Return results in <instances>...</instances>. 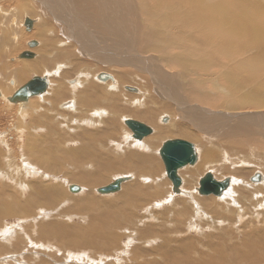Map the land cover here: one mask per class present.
<instances>
[{
	"label": "rangeland",
	"instance_id": "obj_1",
	"mask_svg": "<svg viewBox=\"0 0 264 264\" xmlns=\"http://www.w3.org/2000/svg\"><path fill=\"white\" fill-rule=\"evenodd\" d=\"M95 1L0 0V83L7 87V91H11L12 88L15 89L23 85L33 75L44 76L45 74H52L51 76L47 75L52 83L50 88L56 87L58 84L61 85L63 82L67 86V89L63 88L64 90H60L57 93L58 97L55 96L53 98L54 101L51 100L52 97L48 96L49 99L46 98V101L43 102L44 95L38 96L31 98L28 102L30 104L33 101L35 102L31 104L32 106L27 107L29 103H24L20 106L8 103L3 97L9 96L11 93L5 92L0 85V92L3 95L0 98V264H206L208 263L206 262L207 258H216L217 255L214 251L217 249L223 255L225 252L228 253L230 249L237 251L247 247L248 241H245L246 239L264 243L262 238L264 236V226L261 224L256 228L258 231L251 235L248 231L244 234L245 229L242 228V221L241 223L237 222V225H233V214L228 215L227 226H215V224L208 222V217L212 216V214L206 211L207 209L203 206L204 201L200 200H219L221 198H216L212 195L203 198L198 195L197 191L194 192L198 188V180L208 172L212 173L217 180L231 177L237 182H247L256 173L260 175L262 173L264 176L262 165H259L260 168H256V163L254 162L259 156V158H264V138L257 133L256 128L246 127L247 130L244 128L245 123L240 121L239 118L222 117L224 126L216 127V131L212 130L208 122L204 121L208 119L206 117L210 116L209 114L213 115L217 112L246 114L248 111H255V113H252L253 115L264 114V105L262 108H247L241 107L240 102V98L246 101L256 100L257 98L255 97L264 100V85L262 87L264 69L261 68V72L252 77L249 74L246 75V70L242 69L241 64L238 63V61L243 59L255 57L256 51H250L246 56L236 59H224L221 54L212 51L215 50V46L211 48L202 46L199 48L200 51H204V53L207 51L209 55H214V59L210 60L207 57L201 59L199 56L198 58L183 57L181 61L186 63V67H184L186 71L180 81H183L182 87L184 88L185 96L177 99V97L170 98L165 95L166 98L161 99L156 94L160 93V91L155 89V85H153L155 81L152 78L150 79V75L146 73V63L142 60L139 61V57H137L139 55L136 54L139 52L143 54L144 51H147L144 53L146 58L150 56H148V53L155 54L148 49H140L143 42H148L146 37L152 38L149 42L156 41V35L159 36L160 32H165L163 31L165 26L166 30H168L167 26L179 23L180 18L186 12H189L191 7H185L183 4L184 0L180 4L173 3L174 9L171 5L170 8L171 10L173 9L174 13L170 14L172 12L170 9L167 12L165 8L161 11H156L155 0ZM99 1H102V4L106 3V7L111 6L108 7V10L105 6L102 7L105 10L100 9L97 6ZM225 1L223 2L226 3ZM227 1V9L237 14H243L248 7L252 9V6L254 8L260 7L264 12V0ZM247 4L249 6L246 9ZM68 6L69 12L67 11ZM162 6L163 3H160V7ZM25 11H30L32 14L29 13L27 15ZM60 12H63V14ZM58 14H61V16ZM67 15L73 18L70 22H73L71 23L73 24L72 28L79 35L76 37L80 38L82 33L80 31L83 30L84 36L88 37L82 36V40H91V47H96L95 49L85 50L79 44L82 40L76 39V41L75 38L67 35L66 29H68V26H64V19L69 21L65 17ZM172 15L175 16V19L169 23L167 17H172ZM25 17L30 19L32 17L36 21L35 29L32 28L31 32H26L22 27ZM260 21H264V15H261ZM110 23L116 26L110 25L108 27L107 25ZM122 24L128 26L129 31L126 28L124 30L123 27L119 28ZM19 25L21 26L19 27ZM172 29L169 30L171 31L170 33L176 32L177 35H183L184 37L182 38L189 39L190 42L192 38L197 41L200 40L201 31L180 30L178 27H172ZM182 31H184V34L181 33ZM11 32L14 33V36L11 35ZM90 33L92 34L90 35ZM152 33L153 35H148ZM126 37L130 39L133 37L134 39H131L133 44H127L125 45L126 47L120 46L115 49L117 51L116 54H118L117 57H120L119 59L114 57L117 61L111 62L113 57L108 60L110 55L106 51L110 52L113 50L109 48L110 43L114 41L122 42ZM166 38L170 39V36L166 35ZM31 40L40 43L37 50L32 49L38 56L49 52L47 56L51 58L53 57L51 54L55 50V53L59 51L68 52V56H62L59 60L56 57L53 64L43 63V65L47 66L43 67L42 71L37 72L35 70L37 68H34L35 72H31V75L24 80L17 78V76H9L10 70L15 66L20 67L26 62L31 63V60L16 59L22 51L28 50L27 42ZM126 42H128L127 39ZM173 44H175L174 40ZM103 45H108V47ZM176 51H178V48L172 50L171 54L174 55ZM246 51L248 50L242 53L244 54ZM159 54L156 52L157 56H163ZM166 56L168 57L170 54ZM13 58L16 59L14 62L10 60ZM170 60L168 61L170 62ZM188 64H190L189 67L187 66ZM58 67L61 70L59 72L62 79H56L54 75ZM149 70L152 72V68ZM166 71L168 74L176 75L179 70L178 68H170L166 69ZM99 73H107L113 76L117 87L114 92H111L114 88L113 83L110 81L101 82L96 78ZM77 77L79 79L83 78L80 79L83 81L82 87H76V90L73 89L75 91L71 92L72 87L68 85L67 81L74 78L77 79ZM120 78L123 80H120ZM109 85L110 87H107ZM86 86L91 88L85 92L86 100L94 95L100 98V101H97L95 106L89 107V109L87 105H82L83 108H78L80 115H78L79 113L75 114V111L69 109V107H63L66 103L70 102L71 104V101L76 104L77 95L79 96L82 89H84L83 87ZM125 86L133 87L146 93L143 94L144 97H141V95L135 94L134 91L133 93L125 90L123 88ZM195 87H201L204 90V98L209 99L207 100L209 101V103L207 102L208 104L198 100L191 101L194 95H199L191 91ZM221 89L223 92H229V97H223L225 95L221 92ZM105 91L109 92L107 96L113 98L115 103L112 104L113 108H103L106 110L105 113L107 115L103 118L104 121L102 120L101 125L91 127L88 124L83 125L75 121L76 118L95 117L93 114L94 108H97L98 105L102 107L107 100L102 96ZM190 92L194 93V95ZM232 94H234L233 97ZM109 97L108 99H110ZM135 97L137 99H134ZM183 99L188 100V102H184ZM260 99L256 101L261 102ZM137 101H140V104L135 106L141 111H144L141 108L142 106L151 108L154 111L162 109L157 110L160 113L157 112L155 114L154 122H151V124L148 122L151 118L149 116L147 118V114L133 115L137 114L132 112L136 109L133 104H136ZM228 102L233 103L232 106H227ZM52 104L54 105L52 106ZM180 104L182 108L183 105L192 104L205 110L207 109V112L203 111V109L198 110L199 113L205 112L200 119L201 121L204 118L203 121L195 123L194 117H190V112L193 110L192 107L188 106L181 109L178 107ZM58 105H61L60 109ZM22 109L25 111L23 114H21ZM111 110L117 112L118 118L111 119L112 117L109 114ZM211 110L213 112H210ZM88 112L91 114H87ZM120 115L121 118L134 119L137 117L134 120L143 122L152 130L154 129V134L158 128H161L162 134L158 138L161 140L157 142L158 144L155 147H151L153 149L152 154L149 152L143 154L141 149L139 151L132 150L129 156L124 158L126 152L128 154L129 151H126L125 147L120 148L122 152L114 151V147L111 144L114 141L118 144L120 142L126 143L128 138L125 135L130 133V130L120 121ZM186 115L190 116L185 117ZM163 116L169 117L170 120L168 119L167 124H170L165 126V123H161V117ZM245 120L247 123L259 122L252 118ZM210 121L214 122L212 118ZM260 121H263L262 123L264 124L263 119H260ZM215 122L217 124V121ZM72 123L78 125H72ZM171 130H173V133ZM231 130L239 132L235 135ZM84 134L90 136L88 140L83 139L85 137ZM171 139H183L192 143L196 147L198 154V160L194 166L179 171L182 179V193L179 195L172 193L171 183L165 176L164 167L157 153L161 144ZM89 141L96 147L95 150L94 147H90L92 149L91 152L98 157L96 160L94 159L95 157H91L89 163L83 159L84 157L81 154H79L80 157H78L79 155L71 156L72 151L76 152L80 148H86L83 146L86 144V146H89V143H87ZM232 141L245 143L246 146L242 144L244 148L236 152L233 147L229 146ZM98 143L100 146H98ZM234 144L236 145V143ZM156 149H158L157 152ZM207 153L210 154L213 161L210 163L218 166V164L225 162L223 165L229 166L230 170L226 171L224 169V172L221 173L220 171H213L212 168L209 171V165H207L206 168H202L200 172L195 174L196 176L193 175V178L195 177L193 182L191 173L198 170V166L203 163L204 155ZM132 154L142 158V161L139 162L140 164H143L145 160L157 163L156 174L154 176H150V174L139 175L141 174L140 170H137L138 172L134 170L128 171L127 165L122 163L118 165L119 160L126 163L132 160ZM41 161H43L45 166ZM45 162L49 166H46ZM135 165L138 166L137 163ZM218 172L220 173L218 174ZM128 174L134 177L122 183L120 190L113 194L112 197L110 195H99L96 192V189L111 183L116 177ZM90 180L94 183L97 182L96 185L92 184L90 186V183H88ZM86 181L88 182L85 183ZM186 181H191L190 187L185 185ZM133 184L140 186L146 192L143 195L151 196L149 201L152 200L150 202L147 201L148 203L143 202L140 195L135 194L136 199H132L135 200L136 207H133L134 209L130 211L129 208L122 205L124 204L123 196L125 198L127 196L122 192H124L126 187L128 188ZM67 185H76L84 190L79 194H72L69 192ZM49 187L57 189L61 194L54 196V199L52 197L36 196L35 193L37 191H47L50 189ZM168 191L170 193H167ZM156 192L159 195L152 198V196L157 195ZM188 193L194 194V198H196L195 204L189 202ZM51 199L52 201L49 202ZM90 199L93 201H89ZM103 203L108 204V207H104ZM146 203L148 207L145 205ZM182 203H185L187 208L185 218H189L187 216H191V211H196L195 208L198 205L199 207L201 206L202 211L208 212L209 216L204 217L201 215L202 219L199 218L200 220L196 221L198 226L188 228L184 218H177ZM30 205L32 208L27 213H23L22 211ZM5 207L17 209L14 210L15 215H13V211L10 213L5 212ZM145 207L148 208L147 211ZM126 212L127 216H123ZM119 213L121 216H119ZM246 219L247 217L244 220ZM102 220L104 223L112 222L113 224H115L114 220L119 221L114 226L116 229L112 227L109 228L110 230L106 229L108 230L106 233L105 230L102 231L106 237L100 233L98 238L89 235L87 232L89 226L96 227ZM61 227L67 229L69 236L60 233ZM82 230L85 231L84 234L87 236L85 238L92 237L94 245L88 247L80 246L81 248L75 246L79 242L77 241L79 236L78 234L76 235V231L82 232ZM5 233L9 234L6 235L7 238L3 239L2 237L5 236ZM92 246L94 247L92 248ZM227 258H221L218 262L221 263L222 261L223 264H227L231 260L230 263L244 264L243 262L241 263L243 258H240V256L237 258L234 255H229Z\"/></svg>",
	"mask_w": 264,
	"mask_h": 264
},
{
	"label": "bare ground",
	"instance_id": "obj_2",
	"mask_svg": "<svg viewBox=\"0 0 264 264\" xmlns=\"http://www.w3.org/2000/svg\"><path fill=\"white\" fill-rule=\"evenodd\" d=\"M96 1H98V0H96ZM95 1V2H96ZM181 1H183V0H155V5L154 6H156V11H158V10H162V9H166V12L168 11V9H170V11H172V12H170V14L171 13H174L173 12V7H174V5H172L173 3H178V4H180V3H182ZM223 1H225V0H184V5H185V7H188V6H190L191 8H189V12H186V14L184 15V16H182L181 18H180V21H179V23H176L175 25H174V23L172 24V25H170V26H167L169 29L168 30H166V26L164 27V29H163V31H165V32H160L159 33V36L158 35H156V37H157V39H156V41H153V42H149V41H151L152 40V38L151 37H146V39H148V40H146V41H148V42H143V44H142V48H140L141 50H145V49H148L149 51H151L152 53H155V54H150V53H148V58H146V56H144V55H146V54H144V53H146L147 51H144V53L143 54H141L140 52L138 53V54H136V52L135 51H133V52H135V54L136 55H139V56H137V57H139V61H144L145 63H146V73L148 74V75H150V79L152 78V80L153 81H155V82H153V83H155V84H153V85H155L154 87H155V89L156 90H159L160 91V93L158 92V93H156L158 96H159V98H161V99H165L166 98V96H169L170 98H173V97H177V99H181V96L182 97H184L185 95H184V88L182 87V84H183V81H180V79H181V77L183 76V74H184V72L186 71V69H184V67H186V63L185 62H183V61H181V59L183 58V57H197L198 58V56L202 59H205L204 57H207L208 59H214V55H209L208 53H207V51H205L206 53H204V51H200V49L199 48H201L202 46H204V47H212V46H215V50H212V51H215L216 53H219V54H221L222 56V58L224 57V59H236V58H238V57H243V56H246L248 53H250V51L252 52V51H256L255 53H256V55H255V57H250V58H248V59H243L242 61H238V63H240L241 64V68L242 69H245L246 70V75H251L252 77L255 75V74H257L258 72H261V68L262 69H264L263 67H264V21H260L261 20V15H264V12H263V9L262 8H258V7H253L252 6V9H249V5L247 4V6H246V9H247V7H248V9L247 10H245L244 11V13L243 14H237V13H235V12H233V11H230V10H228L227 9V0L225 1L226 3H224ZM34 2V1H33ZM36 2V1H35ZM107 2V1H106ZM130 2V1H129ZM44 3V2H43ZM88 3V2H87ZM110 3V2H109ZM160 3H163V6L162 7H160ZM249 3V2H248ZM46 4V3H45ZM44 4V5H45ZM62 5V4H61ZM170 5H171V7L173 8L172 10H171V8H170ZM96 6V5H95ZM97 6H98V8H100V9H103L102 7L103 6H105V8L108 10V7H110V6H108V7H106L107 5H106V3L105 4H102V1H99V4L97 3ZM151 6V5H150ZM251 6V5H250ZM45 7V6H44ZM92 7V6H91ZM47 8V7H46ZM49 8V7H48ZM182 9V8H181ZM48 10V9H47ZM61 10V9H60ZM103 10H105V9H103ZM177 10V9H176ZM52 11V10H51ZM55 11H56V9H55ZM67 11L69 12V6H68V9H67ZM179 11V10H178ZM53 12V11H52ZM58 12H59V10H58ZM25 13H27V15L29 14V13H31L30 11H25ZM60 13H62L63 14V12H60ZM90 13V12H89ZM111 13V12H110ZM122 13V12H121ZM157 13V12H156ZM32 14V13H31ZM52 14V13H51ZM103 14V13H102ZM178 14V13H177ZM180 14V13H179ZM26 15V16H27ZM54 15H55V13H54ZM59 15V14H58ZM65 15V14H64ZM59 16H61V14L59 15ZM111 16V15H110ZM158 16V15H157ZM55 17V16H54ZM69 21H67L66 19H64L65 20V22H64V26H68L67 28L69 29V32H68V29H66V33H67V35H70V37H73V38H75V40L77 39V40H79V41H81L82 40V36L83 37H88V36H84V32H83V30L82 31H80V32H82L80 35H81V37L79 38V37H76V36H79L78 34H77V31H75V29H73L72 28V25L73 24H71V23H73V22H70V20H73V18H71V16H65ZM127 17V16H126ZM152 17H154V16H152ZM71 18V19H70ZM125 18V17H124ZM123 18V19H124ZM166 18V17H165ZM168 18V21H169V23L170 22H172L173 21V19H175V16L174 15H172V17H167ZM31 19H32V21H33V28L35 27V23H36V21L35 20H33V18L31 17ZM176 19H179V18H176ZM107 20V19H106ZM109 21V20H108ZM125 21V20H124ZM164 21H165V19H164ZM77 22V21H76ZM175 22V21H174ZM14 23V22H13ZM13 23H12V25H13ZM87 23V22H86ZM125 24V23H124ZM124 24H122V25H120V27L119 28H121V27H123V29L125 30V28H126V30L127 31H129V27L128 26H125ZM168 24V23H167ZM110 25H113V24H109V25H107L108 27H110ZM21 25H19V27H20ZM77 26H78V24H77ZM113 26H116V25H113ZM22 27H23V22H22ZM75 27H76V25H75ZM128 27V28H127ZM172 27H178L180 30L181 29H185V30H189V29H191V30H193V31H201V33H200V40L199 41H197V40H194L193 38H192V40H191V38H190V40H191V42L189 41V39H184V38H182V37H184L183 35H177L176 34V32L175 33H170L171 31H169V30H171L172 29ZM62 28H64V27H62ZM82 28V27H81ZM80 28V29H81ZM161 28H163V27H161ZM35 29V28H34ZM176 29V28H175ZM113 30V29H112ZM172 30H174V29H172ZM10 31V30H9ZM9 31H7V32H9ZM11 31H12V29H11ZM190 31V30H189ZM110 32V31H109ZM134 32V31H133ZM184 31H182L181 33H183ZM12 33V32H11ZM89 33V32H88ZM157 33V32H156ZM14 33H12L11 35L12 36H14L13 35ZM92 33H90V35H91ZM174 34V35H173ZM184 34V33H183ZM189 34V33H188ZM207 34V35H206ZM98 35V34H97ZM148 35H153V33L152 34H148ZM166 35H168V36H170V39H167L166 38ZM92 36H94V35H92ZM192 36H193V34H192ZM199 36V35H198ZM60 38V37H59ZM13 39V38H12ZM11 39V40H12ZM126 39L128 40V42H126ZM131 39H134L133 37H131ZM130 38H128V37H126L122 42H119V41H114V42H112V43H110V46H109V48H112L113 50H111L110 52H108V51H106L107 53H109V55H110V57L108 58V60H111V57H113V59H112V61L111 62H113V61H117L115 58H117V59H119L120 57H117L118 56V54H116V52L117 51H115V49H117L118 47H120V46H122V47H126L125 45H129V44H133V40H131ZM196 39V38H195ZM9 40V39H8ZM76 40V41H77ZM87 40V39H86ZM155 40V39H154ZM173 40L175 41V44H173ZM216 40H218L219 41V43H218V41H216ZM60 41V40H59ZM135 41H136V39H135ZM28 42H30V41H28ZM27 42V43H28ZM56 42V41H55ZM195 42V43H194ZM68 43V42H67ZM79 43V42H78ZM92 41L91 40H89V41H84V39L82 40V42L81 43H79L80 44V47L81 48H83V49H85V50H90V49H95L96 47H91L92 46ZM94 43V42H93ZM124 43V44H123ZM54 44V43H53ZM112 44V45H111ZM8 45V44H7ZM48 45V44H47ZM40 46V43H38V46L36 47V48H34L33 50H37V48ZM79 46V45H78ZM103 46H107L108 47V45H103ZM102 46V47H103ZM185 46V47H184ZM45 47H47V46H45ZM132 47V46H131ZM139 47V46H138ZM174 47V48H173ZM48 48V47H47ZM46 48V49H47ZM129 48V47H128ZM133 48V47H132ZM176 48H178V51H176V53H174V55L173 54H171L172 53V50H174V49H176ZM51 49H53L52 47H51ZM51 49H49V50H51ZM124 49V48H123ZM130 49V48H129ZM250 49H252V50H250ZM12 50V49H11ZM32 50V49H31ZM32 50V51H33ZM55 50V49H54ZM53 50V51H54ZM103 50V49H102ZM134 50V49H133ZM140 50V51H141ZM245 50H248V51H246V52H244V54L242 53L243 51H245ZM44 51H46V50H44ZM56 51V50H55ZM55 51L51 54L53 57H51V58H49L48 56H47V53L49 54V52H45V53H43L42 55H40V56H38L34 51V53L36 54V57L34 58V59H32L30 62L31 63H29V62H23V63H25V64H22L21 66H22V68H21V66L19 67V66H15L13 69H11L10 70V75L9 76H12V77H16L17 76V78H22L23 80L27 77V76H29V75H31V72H35L34 71V68H37V69H35L37 72L38 71H42V68L43 67H45V66H47V65H43V63H46V64H53V62H54V60H55V58L57 57V59L59 60L62 56L64 57V56H68V52H64L63 53V51H59V52H56L55 53ZM58 51V50H57ZM126 51V50H125ZM128 51H130V50H128ZM23 52V51H22ZM21 52V53H22ZM85 52V51H84ZM92 52H93V50H92ZM103 52H105V50H103ZM156 52L157 53H160L159 55H163V56H157L156 55ZM97 53V52H96ZM46 54V55H45ZM170 54V56H166V55H169ZM176 54V55H175ZM199 54V55H198ZM130 55H133V54H130ZM50 56V55H49ZM73 56V55H72ZM134 56V55H133ZM144 56V57H143ZM115 57V58H114ZM248 57V56H247ZM168 58V59H167ZM17 59V58H16ZM15 58H13V59H10L11 61H13L14 62V60H16ZM69 59V58H68ZM100 59V58H99ZM169 59H171L170 60V62L168 61ZM10 61V62H11ZM133 63H134V61H133ZM218 63V62H217ZM131 64V63H130ZM160 64V65H159ZM202 64V63H201ZM121 66V65H120ZM188 67L190 66V64H188L187 65ZM56 67V66H55ZM60 67V66H59ZM57 68V70L55 71V73H54V75H55V77H56V79L57 78H59V79H62V77H61V75H60V72H59V70H60V68ZM11 68V67H10ZM143 68V67H142ZM152 68V72H151V70H149V69H151ZM170 68H178V73L176 74V75H171V74H168L167 73V71H166V69H170ZM56 69V68H55ZM61 71V70H60ZM170 72H171V70H169ZM124 72V71H123ZM169 72V73H170ZM145 73V74H146ZM153 74V75H152ZM45 75H48V74H45ZM52 74H50V75H48V76H51ZM82 75V74H81ZM33 76H36V75H33ZM42 76V75H41ZM168 76H170L169 78H168ZM54 77V76H53ZM88 77V76H87ZM144 77H146V76H144ZM257 77V76H256ZM16 78V79H17ZM32 77H30V79H31ZM49 78V77H48ZM86 78V77H85ZM95 78V77H94ZM113 78V77H112ZM76 79V78H75ZM80 79H83V78H80ZM78 77H77V80H75V83L73 84V85H71V84H69V80L67 81V83H68V85H70V87H72L71 88V92L72 91H75L76 89V87H82V80H80ZM93 79V78H92ZM122 78H120V80H121ZM22 80V81H23ZM123 80V79H122ZM145 80V79H144ZM256 80V79H255ZM28 81V80H27ZM26 81V82H27ZM78 81V82H77ZM108 81H110L111 83H113V86H114V88H113V91H111V92H114V90L117 88L116 87V84H115V79L113 78V80H108ZM121 82V81H120ZM191 82V81H190ZM257 82H260V81H257ZM25 83V82H24ZM49 86H48V89H47V91L42 95L43 97H44V99H42L43 100V102L44 101H46V98H48V96H50V97H52V101H54L53 100V98H55V96H57L58 97V92L60 91V90H64L63 88H65V89H67V86L64 84V82L60 85V84H58L56 87H53V88H50L51 87V85H52V83H51V80H50V78H49ZM98 83H100V82H98ZM106 83V82H105ZM110 83V84H111ZM231 83V82H230ZM256 83V82H255ZM0 85H1V88H3L4 90H5V92H10L11 94L12 93H14V91L16 90V89H18L17 87L15 88V89H11V91H7V87L6 86H4V85H2L1 83H0ZM84 85V84H83ZM263 85H264V82H262V87H263ZM6 87V88H5ZM20 87V86H19ZM107 87H110V85L109 86H107ZM125 87H128V86H125ZM84 89H82V92L79 94V96L77 95V102H76V104L74 103V101H71L72 103L70 104V102L68 103V104H65L63 107H69V109H73V111H75V114H77V113H79V111H78V108L80 109V108H83V106L82 105H87L88 106V108L89 107H93V106H95V103L97 102V101H100L99 99V96H97V95H94V96H91L90 98H88L87 100H86V98H87V96H85V92L87 91V90H89V89H91V88H87V86L86 87H83ZM124 88V87H123ZM160 88V89H159ZM73 89H75V90H73ZM108 89V88H107ZM125 89V88H124ZM136 89V88H135ZM49 90V91H48ZM106 90V89H105ZM228 90V89H227ZM234 90V89H233ZM261 90V89H260ZM84 91V92H83ZM109 91H110V89H109ZM128 91H130V90H128ZM162 91H163V93H162ZM191 91H193V92H196V93H198L199 95H197L196 94V96L194 95V93H192V92H190V93H192L193 95H191V96H193L192 97V99H191V101L192 100H198L199 102H203V103H209V101H207V100H209L208 98H204V96H205V94H204V90H202V88L201 87H195V88H192V90ZM237 91H238V89H237ZM101 92V91H100ZM102 92H103V90H102ZM101 92V93H102ZM106 92V91H105ZM104 92V94H102V96H104L107 100H106V102H105V104L102 106V107H100L99 105H98V107L96 108H94V110H93V114L95 115V117H93L92 116V118L90 117V118H88V117H86V118H76L75 119V121H78V122H80V123H82L83 125H89V126H91V127H95L94 125H96V126H99V125H101V123L104 121L103 120V118L107 115L105 112H106V110L105 109H103V108H113V106H112V104H114L115 103V100L113 99V98H110L109 96H107V94L109 93H105ZM131 92H133V91H131ZM221 92H223L222 91V89H221ZM1 93V92H0ZM101 93H100V96H101ZM134 93V92H133ZM146 92H141V91H139L138 89H136L135 90V94H137V95H141V97L143 96V94H145ZM10 94V95H11ZM223 94L225 95V96H223V97H229V92H223ZM9 95V96H10ZM93 95V94H92ZM166 95V96H165ZM9 96H7V97H3V95H2V93H1V96H0V98H4L6 101H7V98L9 97ZM234 96V94H232V97ZM108 97L110 98V99H108ZM144 97V96H143ZM165 97V98H164ZM187 97H188V95H187ZM190 97V96H189ZM253 97V96H252ZM255 97V96H254ZM260 97V96H259ZM245 98V97H244ZM255 98H257V99H260V98H258V97H255ZM49 99V98H48ZM47 99V100H48ZM134 99H137L136 97L134 98ZM242 98H240V102H241V107L243 106V107H250V108H262L263 107V103H264V100H262V99H260L261 100V102H258V101H256V100H251V101H246L245 99V101L244 100H241ZM248 99H250V98H248ZM264 99V98H263ZM41 100V101H42ZM184 100V102H188V100H186V99H183ZM190 100V99H189ZM226 100H227V98H226ZM231 100V99H230ZM37 102H38V100H36ZM88 101V103H86V102ZM190 101V102H191ZM211 101H213V100H211ZM219 101V100H218ZM35 101H33V102H31V104L32 103H34ZM27 103H29V102H27ZM66 103V102H65ZM192 103V102H191ZM193 103H194V101H193ZM207 103V104H208ZM30 103L28 104L29 106H27V107H30V105H31ZM140 104V101H137L136 102V104H133L134 106V108H136L134 111H132V112H134V113H137V114H133L134 116H138V115H143V114H147V118H148V116L151 118L150 119V121H148L150 124H151V122H154V116H156L155 114L158 112L157 110H162L161 108L160 109H157L156 111H154V110H152L151 108H144V106H142L141 108H143L144 109V111H141L140 109H137V105H139ZM200 104V103H199ZM215 104V103H214ZM213 104V105H214ZM232 104L233 103H231V102H228V104H227V106H232ZM23 105V104H22ZM54 104H52V106H53ZM62 105V104H61ZM61 105H58V107H59V109H60V107H61ZM76 105V106H75ZM108 105H110V106H108ZM121 105V104H120ZM136 105V106H135ZM212 105V104H211ZM16 106V105H15ZM18 106H20V105H18ZM32 106V105H31ZM78 106V107H77ZM188 106H190V107H192V111L190 112V115H186L185 117H194V121H195V123H198L199 121H200V119L202 118V116H203V114L205 113H203V111H206L204 108H200V106L199 107H197V106H195V105H190V104H186V105H183V108L184 107H188ZM24 107V106H23ZM178 107L179 108H181V109H183L182 107H181V104H180V106L178 105ZM85 109V108H84ZM90 109V108H89ZM88 109V110H89ZM98 109H100V110H98ZM200 109H203V111H202V113H199L198 112V110H200ZM21 110V109H20ZM87 110V109H86ZM121 110V109H120ZM133 110V109H132ZM140 110V111H139ZM262 111V110H261ZM87 112V111H86ZM90 112V111H89ZM87 113V114H91V113ZM111 112H112V114H111ZM111 112L109 113L110 115H111V119H116V118H118V114H117V112H115V110H111ZM115 112V113H114ZM207 112V111H206ZM209 112V111H208ZM210 112H213L212 110L210 111ZM255 113V111H248V112H246V114H244V113H225V112H217V113H215V114H213V115H211V114H209L210 116H207L206 118H208L207 120H204V121H206V122H208V124L212 127V130L214 129V130H216L215 128L216 127H222V126H224V124L222 123L223 122V120H222V117H233V118H239L240 119V121H243L244 123H245V127L244 128H246V127H248V128H252V129H254V128H256L255 130H257L258 132L257 133H259L260 134V136H262L263 138H264V124L260 121V119H263L264 120V114H262V115H259V116H257V115H253L252 113ZM257 112V111H256ZM23 113H25V111L22 109V111H21V114H23ZM139 113V114H138ZM158 113H160V112H158ZM162 113H164V111H162ZM261 113V112H260ZM180 114H182V113H180ZM78 115H80V113L78 114ZM81 117V116H80ZM84 117V116H83ZM110 117V116H109ZM167 118V121L165 122V126L166 125H168V124H170V123H168L167 124V122L170 120L169 119V117H167V116H163V117H161V123H162V119L163 118ZM119 118H121V115L119 116ZM133 118V117H132ZM135 118H137V117H135ZM134 118V119H135ZM213 119V121L214 122H211L210 121V119ZM248 118H252V119H256V120H258L259 122H255V123H253V122H250V123H247L246 122V120L245 119H248ZM126 119H131V118H128V117H126V118H121L120 119V121H122V123H123V120H126ZM133 119V120H134ZM169 119V120H168ZM204 119V118H203ZM203 119L201 120V121H203ZM103 120V121H102ZM110 120V119H109ZM119 120V119H118ZM137 120V119H136ZM156 120V119H155ZM135 121V120H134ZM200 121V122H201ZM215 121H217V124H216V122ZM220 121H221V123H220ZM234 121V120H233ZM236 121V120H235ZM250 121V120H249ZM115 122V121H114ZM156 122V121H155ZM157 122H158V120H157ZM233 123V122H232ZM235 123V122H234ZM124 124V123H123ZM142 124H143V122H142ZM148 124V123H147ZM164 124V123H163ZM72 125H78V124H73L72 123ZM145 125V124H144ZM155 125V124H154ZM246 125H248V126H246ZM43 126H45V125H43ZM125 126V125H124ZM145 126H147V125H145ZM157 126V125H156ZM47 127H48V125H47ZM148 127V126H147ZM161 127V126H160ZM234 127V126H233ZM148 128H150V127H148ZM236 128H238V127H236ZM151 129V128H150ZM204 129V128H203ZM247 129V128H246ZM152 130V129H151ZM248 130V129H247ZM172 131V133H173V130H171ZM217 131V130H216ZM225 131V130H224ZM232 132H233V134L235 133V135L239 132H236V130H231ZM154 129L152 130V134H154ZM228 132V131H227ZM131 133V132H130ZM130 133H129V135H125L127 138H128V141H127V139H126V143H116L115 141L111 144L112 145V147H114L113 149H114V151H116V152H122L121 150H120V148H123V147H125V149H126V151L127 150H129L128 151V154H127V152H126V154H125V156H124V158H126L127 156H129V154H130V152L132 151V150H134V151H139L140 149L141 150H143V154H147L148 152L150 153V154H152V152H153V149L151 148V147H155L158 143L157 142H159L160 140L158 139L159 138V136H160V134H162L161 133V128L159 129L158 128V130L156 131V133L153 135V136H150V135H152V134H148V135H146V136H144V138L141 140V141H138V140H136V139H134L133 137H132V133H131V136H130ZM220 133V132H219ZM224 133V132H223ZM222 133V134H223ZM229 133V132H228ZM231 133V132H230ZM244 133V132H243ZM242 133V134H243ZM221 134V133H220ZM224 134H226V133H224ZM86 135H88V134H84V136L85 137H83V139H85V140H88L89 139V137L90 136H86ZM186 135V134H185ZM248 135V134H247ZM250 135V134H249ZM218 136H220V135H218ZM80 137H82V136H80ZM100 137V136H99ZM102 137V136H101ZM164 137V136H163ZM222 137V136H221ZM262 138V139H263ZM146 139V140H145ZM240 140V139H239ZM94 141V140H93ZM241 141V140H240ZM97 142V141H96ZM136 142V143H135ZM230 142V141H229ZM87 143H89L88 145L89 146H86V145H83L84 147H86V148H80V149H78L76 152L74 151H72L71 152V156H78L79 154H81L84 158L83 159H85V161L86 162H89V160H90V158L91 157H95L94 159L96 160L98 157H96V155H94L92 152H91V148L90 147H94V150L96 149V147L93 145V144H91L92 142L91 141H89V142H87ZM164 143V142H163ZM162 143V144H163ZM190 143V142H189ZM234 143H236V145H237V148H236V145L234 144ZM261 143V142H260ZM95 144V143H94ZM99 144V143H98ZM162 144H161V146H162ZM244 146H246V144L245 143H242V142H239V141H232L231 142V144L229 143V146H231V147H233V149L234 150H236V152H238V151H241L244 147H243V145ZM98 146H100V144L98 145ZM228 146V145H227ZM60 147V146H59ZM230 147V148H231ZM161 148V147H160ZM160 148H159V150H160ZM88 149V150H87ZM155 150V149H154ZM157 150L158 149H156V152H157ZM159 150H158V155H159ZM195 150H196V147H195ZM243 152V151H242ZM40 155H41V153H40ZM119 155H121V154H119ZM204 155V154H203ZM38 156V155H37ZM261 156H263V155H261ZM78 157H80V155L78 156ZM151 157H152V155H151ZM244 158H245V156H243ZM260 157V156H259ZM258 157V159L256 158L255 159V163H256V168L258 167V168H260V166L259 165H262L261 166V168L263 169L264 168V158H259ZM118 158H120V157H118ZM159 158H160V156H159ZM250 158V157H249ZM131 159L132 160H130L128 163H126V162H123V161H121V160H119V162H118V165L120 164V163H122V164H124V165H127V169H128V171H131V170H134V171H137V170H140L141 172V174H139V173H137V174H139V175H142V174H150V176H154L155 174H156V168H157V163H152L150 160H145L144 161V163L143 164H140L139 162H141L142 161V158L140 157V156H137V155H135V154H132L131 155ZM154 159V158H153ZM204 161H203V163L202 164H200L199 166H198V170H195L194 171V173H191V179H193V182H194V179H195V177L193 178V175H195V174H197L198 172H200V170L202 169V168H206V166L207 165H209V171L212 169L213 171H220L221 173L222 172H224V169H226V171H228V170H230V168H228L229 166H226V165H223V164H218V166H215V165H213V163H210V162H213L212 161V159H211V157H210V154L209 153H207V154H205L204 155ZM254 159V158H253ZM73 160V159H72ZM160 160H161V158H160ZM82 161H84V160H82ZM92 161V160H91ZM240 161V160H239ZM40 162V161H39ZM42 163H43V161H41ZM48 162V161H47ZM161 162H162V160H161ZM219 162V161H218ZM253 162V161H252ZM46 163V162H45ZM90 163V162H89ZM135 163H137V165L138 166H136L135 165ZM215 163H216V161H215ZM227 163V162H226ZM41 164V163H40ZM252 164V163H251ZM43 165H44V163H43ZM48 164L46 163V166H47ZM105 165H107V164H105ZM162 165H163V163H162ZM250 165V164H249ZM45 166V165H44ZM49 166V165H48ZM51 166V165H50ZM203 166V167H202ZM163 167H164V165H163ZM46 168V167H45ZM84 168V167H83ZM187 168V167H186ZM218 169V170H217ZM164 171H165V169H164ZM138 172V171H137ZM220 172H218V174L220 173ZM264 172V171H263ZM33 173V172H32ZM35 173V172H34ZM165 173V172H164ZM217 174V173H216ZM259 174V173H258ZM261 175H262V178H261V180L260 181H258V182H252L251 180H249V181H247V182H237L236 180H234L233 178H231V177H226V178H230V180H229V184H228V186L226 187V188H224L222 191H221V194H220V196H215L216 198H221V199H219V200H217V199H212V200H200V201H204L203 202V206H204V208L205 209H207L206 211H208V212H210L211 214H212V216H210V217H208L209 215L206 213V212H204V211H202L201 210V206L199 207V205L197 206V208H195L196 209V211H191L192 212V219H191V216H187V217H189V218H185L186 216H185V213H186V204L185 203H182V206H180V211H179V213L178 212H176V213H178V217L177 218H184V222H186V225L188 224V228L189 227H191V228H193V226H198L197 224H196V221H198V219L200 218V219H202V216L201 215H203L204 217H208V222H211L212 224H215V226H221V225H225V226H227V223H228V215H230V214H233L234 215V224L233 225H237L236 223L238 222H240L241 223V221H242V223H243V229H245L244 230V234H245V232L246 231H248L249 232V234H255L258 230L256 229L258 226H259V224H261L262 226H264V176H263V174L261 173ZM196 176V175H195ZM132 177H134V176H132ZM253 177V176H252ZM164 178V177H163ZM37 179V178H36ZM225 179V178H224ZM223 179V180H224ZM35 180V179H34ZM81 181H82V179H80ZM153 180H154V178H153ZM165 180V179H164ZM217 180V179H216ZM223 180H217V182L218 183H221V182H223ZM78 181H79V179H78ZM157 181V180H156ZM199 181V180H198ZM251 181V182H250ZM88 181H86L85 183H87ZM88 183H90L89 185L91 186L92 184H95L96 185V183H94L92 180H90ZM39 184V183H38ZM41 184V183H40ZM159 184V183H158ZM160 185V184H159ZM171 185V184H170ZM185 185H187V187H190V185H191V181H186V183H185ZM39 186V185H38ZM70 186V185H69ZM68 185H67V187H69ZM71 186H73V185H71ZM74 186H76V185H74ZM48 187V186H47ZM78 187V186H77ZM50 188V187H49ZM196 188V187H195ZM48 189V188H47ZM79 189H80V191L78 192V193H76V194H79V193H81L83 190L79 187ZM235 189V190H234ZM251 189V190H250ZM137 190H138V192H137ZM172 190V189H171ZM180 190H181V188H180ZM95 192V191H94ZM97 192V191H96ZM137 192V193H136ZM189 192V191H188ZM192 192V191H191ZM194 192H196V189H195V191ZM60 193V191H58L57 189H55V188H50L49 190H42V192L41 191H37L35 194H36V196H44V197H46V198H48V197H52V199H54V196H56L57 194H59ZM122 193H125V195H127L126 196V198L123 196V199H124V204H122L123 206H126L127 208H129L130 209V211H131V209H134L133 207H136V204L134 203V199H132V198H135V194L136 195H140V197H141V199H142V201L143 202H147V201H149V199L151 198V196H144L143 195V193H146V192H144L143 191V189L140 187V186H138V185H136V184H133V185H131V186H129L128 188L126 187L125 188V190H124V192H122ZM157 193V195H155V196H152V198L153 197H156V196H158L159 194H158V192H156ZM162 193V192H161ZM167 193H170L169 191L167 192ZM181 193H182V191H181ZM180 193V194H181ZM61 194V193H60ZM73 194V193H72ZM97 194V193H96ZM168 195V194H167ZM111 197H112V195H110ZM109 196V197H110ZM186 196V195H185ZM184 196V197H185ZM212 196H214V195H212ZM187 197H189V202H192L193 204H195L196 203V198H194V194H192V193H188L187 194ZM203 198H204V196H202ZM202 197H201V199H202ZM208 197V196H207ZM206 198V197H205ZM52 199L51 200H49V202H51L52 201ZM136 199V198H135ZM200 199V198H199ZM152 200V199H151ZM150 200V201H151ZM89 201H93V200H89ZM149 201V202H150ZM187 201V200H186ZM97 203V202H96ZM148 203V202H147ZM147 203L145 204L146 206H147ZM154 203V202H153ZM174 203V202H173ZM99 204V203H98ZM102 205V204H101ZM103 205H105L104 207H108V204H104L103 203ZM157 205V204H156ZM150 206V205H149ZM148 207V206H147ZM147 207H145V210L147 211ZM153 207V206H152ZM173 207V206H172ZM32 208V206L30 205L27 209H25V210H21L23 213H27L30 209ZM191 208V207H190ZM173 209V208H172ZM198 209H200V210H198ZM14 210H17V209H12L11 207H5V212H7V213H10V212H12L13 211V215H15V212H14ZM17 212V211H16ZM122 212V211H121ZM203 213H205V214H203ZM209 213V214H210ZM120 214V213H119ZM132 214V213H131ZM127 216V212L126 213H124L123 214V216ZM133 215V214H132ZM119 216H121V214L119 215ZM247 217V219L246 220H244L245 218ZM119 218V217H118ZM97 219V218H96ZM120 219V218H119ZM199 219V220H200ZM95 220V219H94ZM260 220V221H259ZM118 221L119 220H114V223L115 224H113L112 222L110 223H104V221L102 220L101 222H100V224L98 225V226H96V227H94V226H89V228H88V230H87V232L89 233V235H92L93 237H95V238H98V237H100V234H102V235H104L105 237H106V235L104 234V232H102L103 230H105V233H106V231H108V230H106V229H109V228H112L113 227V229H116V228H114V226L116 225V224H118ZM195 221V222H194ZM258 222V223H256V222ZM113 224V225H112ZM208 224H210V223H208ZM225 226H223V227H225ZM198 228V227H197ZM53 229V228H52ZM80 229V228H79ZM200 229V228H199ZM110 230V229H109ZM47 231H49V230H47ZM101 231V232H100ZM113 231V230H112ZM84 232L85 231H83L82 230V232L81 231H76V235L78 234V240L77 241H79V242H77L76 243V241H75V246H78V248L80 247V246H83V247H88V246H91V245H94V242H93V239H92V237L91 238H85V237H87L85 234H84ZM4 233V232H3ZM56 233V232H55ZM60 233H64L66 236H69V234H68V231H67V229L66 228H60ZM87 233V234H88ZM100 233V234H99ZM9 233H5V236L4 237H2L3 239L4 238H7L6 237V235H8ZM48 234H49V232H48ZM47 234V235H48ZM74 235V234H73ZM59 237V236H58ZM70 237H73V236H70ZM76 237V236H75ZM57 238V237H56ZM263 239H264V236L262 237ZM59 239H60V237H59ZM76 239V238H75ZM113 239V238H112ZM61 240V239H60ZM103 241H105V240H103ZM245 241H248V246L247 247H244V248H242V249H240V250H235V249H230V251H228V253L227 252H225L223 255L220 253V252H218V249L216 250V251H214L215 252V254L217 255L216 256V258H211V257H209V258H207L206 259V262H208V263H206V264H223L222 263V261H221V263L220 262H218V260L219 259H221V258H227V257H229V255H234V256H236L237 258L240 256V258L242 257L243 259H242V261H241V263L243 262L244 264H263L264 263V243H260V242H255V241H253V240H250V239H246ZM74 245V244H73ZM39 246V245H38ZM97 246V245H96ZM40 247V246H39ZM38 247V248H39ZM72 247H74V246H72ZM94 246H92V248H93ZM187 247V246H186ZM81 248V247H80ZM227 248V247H226ZM42 250V249H41ZM210 251V250H209ZM211 252V251H210ZM187 254V253H186ZM179 255V254H178ZM214 255V254H213ZM189 257V256H188ZM214 257V256H213ZM239 258V259H240ZM228 259V258H227ZM204 260V259H203ZM230 260V259H229ZM241 260V259H240ZM239 261V260H238ZM189 262V261H188ZM229 262V261H228ZM230 262H231V260H230ZM227 263V264H234V263ZM240 263V262H239Z\"/></svg>",
	"mask_w": 264,
	"mask_h": 264
},
{
	"label": "water",
	"instance_id": "obj_3",
	"mask_svg": "<svg viewBox=\"0 0 264 264\" xmlns=\"http://www.w3.org/2000/svg\"><path fill=\"white\" fill-rule=\"evenodd\" d=\"M23 28L26 32H31L33 28V21L29 17H25L23 21ZM38 46V42L31 40L27 43L28 50H24L17 56L18 60H32L36 57V54L29 49H34ZM110 74L99 73L96 78L101 82L113 80ZM75 80H69V84L73 85ZM49 78L44 76H32L27 82L18 87L8 98L7 102L10 104L22 105L27 103L31 98L42 96L48 89ZM125 90L135 92L133 87H124ZM1 96V93H0ZM68 104V103H66ZM167 118L162 119V123H165ZM124 125L133 134L132 137L138 141H141L144 136L152 134V130L142 124L141 122L134 121L133 119L123 120ZM159 156L162 160L165 169V176L171 183L172 193L179 195L181 193L182 179L179 175V171L194 166L198 160V154L195 150V146L183 139H171L165 141L160 150ZM131 176L123 175L116 177L111 183L96 189L99 195H113L121 188L122 183L131 180ZM262 176L258 173L254 174L250 178L252 182L260 181ZM230 178H225L223 182L218 183L212 173L208 172L198 181V188L196 189L199 196H220L221 191L229 184ZM70 193L76 194L80 191L77 186H69Z\"/></svg>",
	"mask_w": 264,
	"mask_h": 264
}]
</instances>
